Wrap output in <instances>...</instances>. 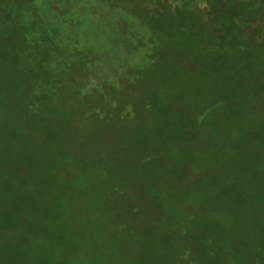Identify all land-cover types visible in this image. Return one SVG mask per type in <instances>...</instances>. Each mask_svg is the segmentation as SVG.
I'll use <instances>...</instances> for the list:
<instances>
[{"label": "trees", "instance_id": "trees-1", "mask_svg": "<svg viewBox=\"0 0 264 264\" xmlns=\"http://www.w3.org/2000/svg\"><path fill=\"white\" fill-rule=\"evenodd\" d=\"M0 264H264V0H0Z\"/></svg>", "mask_w": 264, "mask_h": 264}]
</instances>
